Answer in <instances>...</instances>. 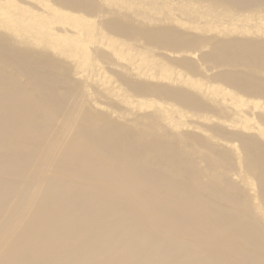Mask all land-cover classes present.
<instances>
[{
	"label": "bare ground",
	"instance_id": "6f19581e",
	"mask_svg": "<svg viewBox=\"0 0 264 264\" xmlns=\"http://www.w3.org/2000/svg\"><path fill=\"white\" fill-rule=\"evenodd\" d=\"M53 1L51 12L48 0H0V18L19 38L0 31V264H264V109L255 114L264 99V39L252 36L262 29L233 25L229 33L245 37L228 39L166 25L145 30L149 43L190 54L178 64L197 71L192 60L199 57L212 65L205 71L211 81L246 98L225 95L239 117L228 119L229 127L209 125L203 119L220 118L215 107L160 86L159 94L202 120L190 115L188 124L151 127L141 121L148 115L117 122L77 96L80 83L61 59L32 46L43 38L55 50L58 39L74 42L70 36L79 32L53 21L64 11L85 13L127 42L136 31L106 17L103 1H94L97 14L91 0ZM210 1L264 11V0ZM179 7L189 12L187 3ZM191 25L203 30L199 21ZM133 90L144 96L139 85ZM186 125L193 130H179ZM238 162L256 195L229 177Z\"/></svg>",
	"mask_w": 264,
	"mask_h": 264
},
{
	"label": "rangeland",
	"instance_id": "374dc122",
	"mask_svg": "<svg viewBox=\"0 0 264 264\" xmlns=\"http://www.w3.org/2000/svg\"><path fill=\"white\" fill-rule=\"evenodd\" d=\"M48 1L51 4V12L55 11L57 5L54 4L53 0ZM94 1L91 0L89 3V8L95 10L94 13L97 14L101 10L95 2L101 1L102 3L103 1L102 8L106 17H110L112 14L116 15L123 26L133 28L136 31V36L131 39L132 41L129 39V42H127L126 39L112 35L103 24L100 25L98 22L93 21L94 18L87 16L85 13L64 11L61 17L53 21L58 26V21L65 20L64 26L66 29L79 32L77 35L70 36L71 39H74V42L69 45L67 41L58 39L53 43L56 50L50 46L45 38L41 39L40 45H32L47 50L61 59L63 67L67 68L69 78L80 83L81 89L77 91V96L87 97V100L96 108L117 122L148 115L142 117L141 121L144 125L151 127L155 126L156 123H162L163 126L169 125L167 127L171 128L174 125L172 120L178 121V123L186 120L188 124L189 120L187 119L190 115L199 122L202 120L197 115L190 113L187 108L171 101V97L159 94L160 86L171 89H184L215 107L213 114L220 118L212 116L210 121L203 119L209 125L217 122L221 126L229 127L230 124L227 120L239 117L240 114L236 107L224 101L223 97L225 95H235L236 100L246 98L239 91L229 86L211 81V74L205 73V71L212 65H201L199 57L192 60L197 71L192 66L178 64L176 59H180L184 55L188 56L183 58L189 59L190 54H179L163 49L158 44L149 43L144 38L143 32L166 25L188 35L195 34L199 37H218L219 35H226L227 39L245 37L243 34L229 33L231 26L236 25L239 28L249 27L251 31L261 28L262 32H255L252 36L264 39V11L258 8L235 11L234 8L221 5V3L213 5L210 0ZM186 3L189 5V12H185L187 7H179ZM170 11H175L177 15H180L178 20L168 15ZM199 11L204 14L211 13L214 17L200 15ZM247 16H250V18ZM182 17L187 18V20ZM234 17H237L238 20L232 21L231 18ZM179 20L187 23L184 25ZM86 21L89 23L86 24ZM193 21H199V26L203 30H195V27L191 25ZM221 22H224L225 25L230 24L228 27H224L220 24ZM3 25L6 26V29L3 28ZM34 28L22 31V37L34 34ZM13 29V25L0 18V31L9 36L10 39H19L15 34H12ZM222 31L223 33H220ZM187 38L189 39V36ZM105 45H109L107 50L103 49ZM58 46L60 47L58 48ZM171 48L175 49V47ZM85 50H87L86 53ZM170 53L171 56H169ZM79 58L84 59L85 63L78 61ZM249 67L250 64L245 66L247 69ZM232 68L237 69L236 67L225 66L222 67V70ZM133 85H139L140 88L144 89V92H141L144 96L135 93ZM259 105L255 109V114L264 109V99L260 101ZM251 112L249 111V113ZM183 114L186 116L182 117ZM253 122L254 124L251 125L256 124L255 119ZM258 127L264 128L262 125ZM181 129L188 132L193 130L188 125L179 128V130ZM230 144L227 143L231 146ZM229 177L234 178L240 187L245 191L247 190L249 194L256 195L257 189L254 180L243 169L241 163L238 162L236 173H230ZM252 203L253 206L258 204L256 201H252L251 205Z\"/></svg>",
	"mask_w": 264,
	"mask_h": 264
}]
</instances>
